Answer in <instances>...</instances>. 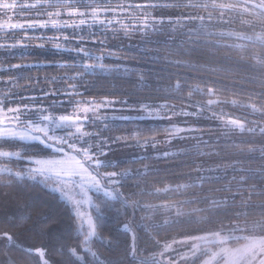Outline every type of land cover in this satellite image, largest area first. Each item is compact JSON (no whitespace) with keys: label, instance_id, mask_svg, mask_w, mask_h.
I'll return each mask as SVG.
<instances>
[{"label":"trees","instance_id":"16d2710c","mask_svg":"<svg viewBox=\"0 0 264 264\" xmlns=\"http://www.w3.org/2000/svg\"><path fill=\"white\" fill-rule=\"evenodd\" d=\"M29 1L19 0L14 13L0 17V25L15 28L29 14L33 24L49 23V31L73 50L104 49L112 57L109 63L143 69L151 84L139 92L128 84L117 99L127 96L130 102L143 99L161 109L188 110L197 119L179 123L192 132L175 148L125 155L101 166L104 173L119 174V183L114 197L96 193L91 198L92 238L60 194L38 181L0 173V189L11 192L18 216L27 220L21 228L7 227L0 215V264H41L35 241L21 240L18 229L50 231L61 221L64 225L48 246L60 264H167L165 256L174 255L165 247L183 234L235 226L248 237L263 236L264 42L244 35H264V8L241 0H39L26 9ZM22 38L19 31L11 36L0 32V43ZM29 42L35 43L34 37ZM41 55L34 50L20 60L0 53V67ZM61 75L19 68L0 72V110L36 108L42 117L48 111L72 115L82 98L63 95L68 86ZM36 76H54L56 82L36 84ZM40 89L54 95L41 96ZM80 90L97 99L113 95L107 86L91 83L81 84ZM12 118L19 119L0 111V125H9ZM84 125L95 149L135 145L124 139L131 129ZM144 128L158 130L148 133L147 143L174 135L169 122L149 121ZM7 146L22 148L24 155L51 154L42 145L18 140ZM10 162L16 166L19 161Z\"/></svg>","mask_w":264,"mask_h":264},{"label":"rangeland","instance_id":"374dc122","mask_svg":"<svg viewBox=\"0 0 264 264\" xmlns=\"http://www.w3.org/2000/svg\"><path fill=\"white\" fill-rule=\"evenodd\" d=\"M38 2L39 0H32L23 6L27 9ZM22 20L24 25L33 24L35 21L29 14L23 16ZM244 36L264 42V35L245 33ZM0 111L3 117L9 115L19 118L9 120V125H0V173L38 181L60 194L70 204L79 225H84L89 230V238L94 237L96 233L90 211L93 194L114 197V190L119 183V174L104 173L100 169L101 166L113 163L125 155L142 154L151 149L163 152L175 148L188 140L192 132L189 127L185 128L179 123L197 119L194 112L170 111L155 105L152 106V111L161 118L151 121L169 122L174 131L171 138L157 143H147L146 148L138 149L135 145H125L112 150H99L95 149V145L90 141V133L82 120L64 119L65 115L57 117L50 111L44 113L43 110V115L46 116L42 117L36 108L30 110L13 108L8 113ZM25 112L27 116L23 118L21 115ZM74 114L75 112L70 117ZM193 116L195 118L191 120ZM77 128H82L83 131L78 132ZM84 132L88 135H84ZM11 140L42 145L51 154L24 155L25 151L22 148L10 149L7 146ZM11 160L19 162L13 166ZM3 190L0 189V215L6 218L7 227H11V224H14L13 227H23L27 220L25 216H18L20 207L16 204V198L8 190ZM20 205L25 208L26 204ZM63 225L64 222L61 221L50 231H32L30 228L21 231L17 228L19 233L24 234L18 236L21 240L28 237L35 241V250L41 264H60L51 256L48 246L53 233ZM248 236L247 232L240 231V228L235 226L183 234L175 237L171 244L165 247L168 252H173L174 258L166 255L164 259L167 264H264V235ZM239 239L245 240L236 245L231 244L232 241ZM77 256L80 257L78 254Z\"/></svg>","mask_w":264,"mask_h":264},{"label":"snow or ice","instance_id":"6c2138e0","mask_svg":"<svg viewBox=\"0 0 264 264\" xmlns=\"http://www.w3.org/2000/svg\"><path fill=\"white\" fill-rule=\"evenodd\" d=\"M17 7L18 0H0V17L4 16L5 13H14ZM55 24V21L51 22L53 30ZM49 27L47 22L22 24L15 28L11 25L7 28L0 25V32H4L8 36L17 31L23 34V38L19 41L9 40L7 43H0V53H7L10 58L20 60H25L34 50L43 53L39 59L9 67H0V72L19 68L29 72L50 73L55 71L62 73L60 80L68 86V91L63 95L82 98L76 105L74 116L65 115L64 119L82 120L85 123L99 122L106 128L124 127L131 129L130 132L125 134L124 139L133 141L138 149L146 148L148 146V133L155 134L158 130L145 129L144 125L161 117L152 111V106L146 100L137 99L130 102L127 96L117 99L119 91L128 84L137 92L151 87L144 70L134 65L109 63L112 57L105 54L104 49H100L98 52L88 51L86 47L73 50L67 47V41L62 44L49 31ZM29 36L34 37L35 43L29 42ZM92 43L95 44L96 41L93 40ZM49 56L53 58L49 59ZM64 57H71V60H65ZM42 79L56 82L54 76H36L34 82L39 84ZM89 83L93 86H107L113 95H104L99 99L92 96L85 97L80 90V86ZM39 91L41 96L54 95L53 93H45L43 89ZM40 98L36 97V99ZM118 105L121 107H118ZM77 131L80 132L83 129L77 128ZM84 135H88V133L84 132Z\"/></svg>","mask_w":264,"mask_h":264},{"label":"flooded vegetation","instance_id":"af4514ba","mask_svg":"<svg viewBox=\"0 0 264 264\" xmlns=\"http://www.w3.org/2000/svg\"><path fill=\"white\" fill-rule=\"evenodd\" d=\"M242 2H245L247 4L252 3L253 6L255 7H262L264 8V0H241Z\"/></svg>","mask_w":264,"mask_h":264}]
</instances>
